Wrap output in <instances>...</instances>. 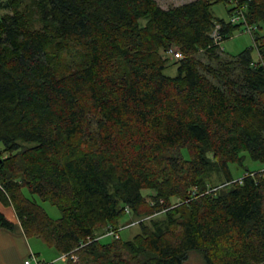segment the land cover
<instances>
[{"label":"trees","instance_id":"1","mask_svg":"<svg viewBox=\"0 0 264 264\" xmlns=\"http://www.w3.org/2000/svg\"><path fill=\"white\" fill-rule=\"evenodd\" d=\"M227 1L0 0V205L25 237L67 264H264V170L229 169L264 163V0L227 10L255 27L257 61L214 42L242 27L214 18ZM126 209L149 219L102 243Z\"/></svg>","mask_w":264,"mask_h":264},{"label":"rangeland","instance_id":"2","mask_svg":"<svg viewBox=\"0 0 264 264\" xmlns=\"http://www.w3.org/2000/svg\"><path fill=\"white\" fill-rule=\"evenodd\" d=\"M156 1L161 7L167 8V7L177 6L181 4H186L192 0H156ZM232 5L233 4L231 3V0H228L227 2H221V3L212 5L211 12L214 18L222 19L226 22L229 21L230 17L228 16L227 10ZM0 15H1V12H0ZM256 32L259 35H263L264 25L262 24L261 30H258ZM252 37H253V34L252 35L248 34L247 32H245L244 27H240L238 30L233 31L232 36L230 38H228L227 40L221 43L220 48L223 50L224 54L227 56H236L237 54L241 53L244 50H250L252 59L254 61H257L259 56H258V53L254 45ZM164 56L165 57L168 56L167 58L169 59V63H172L175 60V58L169 52H167V56L166 55ZM164 74L170 77L175 76L176 67L169 65L165 69ZM3 149H4L3 145L0 144V158L7 156L6 153L3 152ZM243 157L244 158H243V162L241 166L237 164L229 165L231 176L233 180L235 181L243 177V175L246 172L245 170H248L253 173L262 172L264 170V163L253 161L247 153H244ZM212 180H213L212 182L213 184H219L220 180L216 178L215 174H212ZM23 193L26 197L30 199H34L45 210V212L48 214V216L51 219L57 220L60 217L61 215L60 211L58 210L56 206L51 205L47 201L46 202L41 201L37 196L30 195L27 189L25 188L23 189ZM142 193L144 196L147 197L150 192L148 190H145ZM125 213L126 214H124L118 220V224L115 227H118V226L122 227L123 229L119 231V237L122 241H129L140 232V226L138 224L133 225V226H130V225L139 220H143V222H147L149 218H141V219L135 218L131 216V212H125ZM161 216L162 215L159 214V215H156L154 218H160ZM105 230L106 228L101 230L100 232H97L96 234L97 238L100 239L102 243H107L113 240V238L111 237H108V236L104 237V235H106ZM30 239L29 241H31L30 243H32L33 246H34V243H39V245H41V247H43V249L45 250L43 255L41 256L39 255L41 259L50 262L49 261L50 255L57 257V252L53 248H49L45 246L44 243H42L39 239H36V238H33L31 240ZM60 255L61 254H59V258H60ZM59 258L56 259L55 261L57 264H67L66 262L61 261ZM185 264H204V263L202 261L201 256L198 253L192 252L189 254L188 259Z\"/></svg>","mask_w":264,"mask_h":264},{"label":"crops","instance_id":"3","mask_svg":"<svg viewBox=\"0 0 264 264\" xmlns=\"http://www.w3.org/2000/svg\"><path fill=\"white\" fill-rule=\"evenodd\" d=\"M0 212L14 224L11 231L0 229V264H23L25 260L31 257H35L43 263H50L59 258L57 253V257L50 255V262L41 259L40 256L44 254L45 250L39 243H34L33 246L29 241L30 238L24 236L13 209L0 205Z\"/></svg>","mask_w":264,"mask_h":264},{"label":"built area","instance_id":"4","mask_svg":"<svg viewBox=\"0 0 264 264\" xmlns=\"http://www.w3.org/2000/svg\"><path fill=\"white\" fill-rule=\"evenodd\" d=\"M229 23L231 24H238V23H242V27H244L245 32H247L248 34L252 35V33L255 31V27L254 26H249L246 24L245 19H244V15L242 10H236L234 13H232V15L229 18ZM220 26L216 25L212 31V38L214 40L215 43H219L221 45V37L218 34V30H219ZM169 53L175 58L178 59L180 58V54L173 52L172 50L169 51ZM237 182H241V179H238ZM216 190V189H213ZM126 212H130L129 210L126 209ZM141 222H143V220H139L133 224H131L130 226L136 225V224H140ZM123 229L122 227L118 226V227H113L111 225H108L106 227V235L108 237H111L113 239H119V231ZM83 245H80V247H82ZM61 261L66 262L68 259H71L73 262H76L77 257L74 254H61L60 258ZM23 264H45L41 261H38L35 257H31L30 259H27L23 262Z\"/></svg>","mask_w":264,"mask_h":264}]
</instances>
